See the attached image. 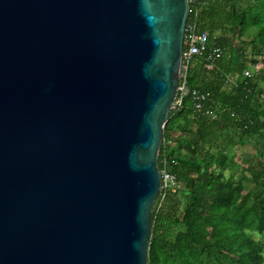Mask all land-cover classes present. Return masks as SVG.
Returning a JSON list of instances; mask_svg holds the SVG:
<instances>
[{"label":"water","instance_id":"obj_1","mask_svg":"<svg viewBox=\"0 0 264 264\" xmlns=\"http://www.w3.org/2000/svg\"><path fill=\"white\" fill-rule=\"evenodd\" d=\"M187 0H0V264H146Z\"/></svg>","mask_w":264,"mask_h":264},{"label":"trees","instance_id":"obj_2","mask_svg":"<svg viewBox=\"0 0 264 264\" xmlns=\"http://www.w3.org/2000/svg\"><path fill=\"white\" fill-rule=\"evenodd\" d=\"M196 7L197 30L222 53L211 70L195 57L186 88L206 93L215 117L196 114L190 94L169 115L157 164L178 187L155 201L146 264H264L253 236L264 235V0ZM258 63L260 74L244 76Z\"/></svg>","mask_w":264,"mask_h":264},{"label":"built area","instance_id":"obj_3","mask_svg":"<svg viewBox=\"0 0 264 264\" xmlns=\"http://www.w3.org/2000/svg\"><path fill=\"white\" fill-rule=\"evenodd\" d=\"M188 1V15L192 14L189 23L186 22L185 30H184V39L182 45L181 59H180V73H179V81L178 86L176 87V92L172 103L170 105V114H176L182 109L183 100L187 94H190L192 99L193 110L196 114H206L215 117V114L207 109L205 104L208 98L206 93H203L199 90H193L189 92L188 88H186V73L187 70L192 63L195 57L205 56L206 58V66L207 70H211L214 66V63L221 56L220 48H212L209 49L207 46L208 36L206 32H199L197 30V5L198 0H187ZM253 73V72H252ZM252 75V74H251ZM248 70H245L244 76H251ZM166 163V162H165ZM160 172V180L161 186L159 190V194L157 199L159 198L160 203L165 197L175 192L177 189V180L173 174L168 172L165 169V164Z\"/></svg>","mask_w":264,"mask_h":264},{"label":"rangeland","instance_id":"obj_4","mask_svg":"<svg viewBox=\"0 0 264 264\" xmlns=\"http://www.w3.org/2000/svg\"><path fill=\"white\" fill-rule=\"evenodd\" d=\"M236 45H237V43H236ZM262 67H263V64L258 63L255 66H252L251 69L249 68L248 71H249L250 75L252 74V72L256 73L258 75V74H260V70ZM238 170H241V168H239ZM238 173H240V171ZM225 174L228 175L227 172ZM253 236L256 240H260L261 242L264 243V235L260 236V235L254 234ZM263 248H264V246H263Z\"/></svg>","mask_w":264,"mask_h":264}]
</instances>
